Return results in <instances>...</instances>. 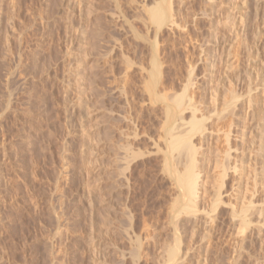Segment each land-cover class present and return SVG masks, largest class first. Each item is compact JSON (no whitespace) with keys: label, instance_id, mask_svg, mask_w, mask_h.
I'll use <instances>...</instances> for the list:
<instances>
[{"label":"rangeland","instance_id":"1","mask_svg":"<svg viewBox=\"0 0 264 264\" xmlns=\"http://www.w3.org/2000/svg\"><path fill=\"white\" fill-rule=\"evenodd\" d=\"M155 2L162 0H0V264H167L178 233L180 264H264V13L256 21L252 12L247 35L252 39L253 28L261 25L260 55L253 62L260 68L262 85L256 88L253 82L250 91L247 83L246 90L232 94L249 66L245 46H254L234 31L223 35L239 17L243 0H168L166 9L174 2L183 24L176 37L168 26L159 30V45L164 46L158 49L155 31L148 33L155 27L150 20ZM259 3L264 7V0ZM254 4L250 2L252 11ZM222 46L228 53L220 62L219 55H212ZM155 58L162 63L161 84L151 91ZM126 59L133 62L132 70ZM191 68L199 88L189 87L187 98L204 102L199 109L210 106L214 76L221 79L216 114L205 115L207 124L218 121L221 129L214 133L215 145L212 141L205 144L210 149L202 148L212 161L222 143L216 136L230 127L234 131L237 111L242 113L237 120L241 130L258 125L263 136L250 146L245 143L241 152L249 167L252 157L261 158V189L255 196L261 201L248 214L250 219L253 215L251 225H245L248 231L239 216L245 207L240 200L246 193L244 180L253 179L248 170L247 179L241 178L244 187L239 190L235 181L233 191L222 196L226 203L217 204L212 185L216 174L208 169L203 202L213 221L200 214V224L191 223L188 216L178 215L174 204L179 193L164 164L170 128L181 112L171 100L185 90ZM248 95L257 102L253 121L242 112ZM226 100L228 108L223 106ZM167 107L173 108L169 120ZM125 146L137 151L130 170L122 165ZM120 169L126 171L128 184ZM251 185L247 195L254 197Z\"/></svg>","mask_w":264,"mask_h":264},{"label":"bare ground","instance_id":"2","mask_svg":"<svg viewBox=\"0 0 264 264\" xmlns=\"http://www.w3.org/2000/svg\"><path fill=\"white\" fill-rule=\"evenodd\" d=\"M153 1H155V0H153ZM167 1L168 0H162V2H160V3H157V2H159V1H157V2H155V3H157V5L154 7L152 4L150 5V6H153L152 8L150 7V6H147V7H150L151 8V10H150V8H149V10L151 11V17H150V20H152V23H154V25H155V27L153 28L154 30L153 31H149V30H151L150 28L148 29V33L149 32H152L153 34H154V31H155V38L152 36V38H154L155 39V43H156V45H157V49L163 44H161V45H159L160 44V40L161 39H159L158 37V35H159V33H158V31L159 30H161L164 26H168V28H169V30H170V32L173 34L172 36H174L175 35V33L177 32V30H179V28H182V26H181V24H183L182 22L183 21H181L180 22V17H179V10L178 11H176L175 10V8L173 9V5H174V2L173 3H171L170 4V7H169V9H166V7H165V3H167ZM171 1V0H170ZM204 1V0H203ZM253 1V3L255 2L256 4H254L255 5V8H254V10L252 11V10H250V9H252L251 8V5H250V2H252ZM261 0H243V2H241V8L242 7H244V8H242V10H241V12L240 11H237V12H240V14H239V17L238 16H236V18H234L231 22V24H230V26H231V29H229V30H226L224 33H223V35L225 36L226 34H230V31H234V33H236V35H237V37L239 38V39H244V40H248L247 38H249L247 35H248V33H250L249 32V30H250V22H251V16H252V12H254L253 13V15H255V18H254V16H253V18L254 19H256V21H257V19H258V21H259V18L258 17H260L263 13H264V7H263V5L261 6V3H259ZM263 1V0H262ZM233 2V1H232ZM149 3V2H148ZM154 3V2H153ZM178 3V2H177ZM182 3V2H181ZM263 3V2H262ZM182 5V4H181ZM180 7V6H179ZM181 8V7H180ZM263 12L262 14H261V12ZM178 12V13H177ZM234 12V11H233ZM181 13V12H180ZM235 13V12H234ZM183 14V13H182ZM261 14V15H260ZM181 15V14H180ZM260 15V16H259ZM235 16V15H234ZM237 17H238V21H236V19H237ZM229 19H232V17H228V20ZM253 19V20H254ZM141 20H143V19H141ZM184 20V19H183ZM197 21V20H196ZM143 22V21H142ZM147 22V21H146ZM186 22V21H185ZM185 22H184V25H185ZM196 23V22H195ZM252 23V22H251ZM142 24V23H141ZM145 24V23H144ZM257 24V23H256ZM147 25V24H146ZM132 26V25H131ZM260 24H257V25H255V28H253L254 29V31L255 32H253V34H252V36L254 37H252V39H251V37L249 38V40H251V42H252V44L251 45H253V43H254V46H251V47H248V46H245V49H246V53L247 54H245L246 55V62H248V65L249 66H247V68H246V72L244 71L245 69H243V71H244V77H242V78H240V77H238V79H236V81L237 80H239V78H240V81L239 82H237V84L236 83H234L235 85H234V90H233V88H232V90L233 91H231V92H233L232 94H237L238 92V90L240 91L241 89H244L245 87V85L247 86L248 84H249V90L250 91H252V90H254V87L252 86V85H250V84H252L253 82H255V87L256 86H261V85H259V83H258V77L260 76V73L259 72H257V71H259L260 70V68H258L257 67V65H255V63L253 62L254 60V58H257V57H259V55H260V45H261V42H262V39H261V34H263V33H261L262 31H261V29H260ZM150 27V26H149ZM252 27H253V25H252ZM148 28V27H147ZM152 28V27H151ZM159 32H161V31H159ZM165 33V32H164ZM163 34V33H162ZM148 35V34H147ZM150 35V34H149ZM166 35V34H165ZM178 35H179V33H178ZM178 35H177V37H178ZM181 35V34H180ZM150 36V37H151ZM158 36V37H157ZM171 36V35H170ZM164 37V36H163ZM162 37V38H163ZM175 37H176V35H175ZM174 37V38H175ZM121 38V37H120ZM147 38V37H146ZM153 39V40H154ZM159 39V40H158ZM171 39V38H170ZM181 39V38H180ZM232 39V38H231ZM121 40H123L122 38L120 39V41ZM165 40V39H164ZM175 40V39H174ZM174 40H173V42H174ZM177 40V39H176ZM232 40H234V37H233V39ZM119 41V42H120ZM162 41V40H161ZM254 41V42H253ZM165 42V41H164ZM245 42V41H244ZM122 44H123V42H121ZM120 43V44H121ZM153 43V42H152ZM151 43V44H152ZM170 43V42H169ZM246 43V42H245ZM248 43V42H247ZM119 44V46H121ZM172 44V43H171ZM171 44H169V45H171ZM174 44H176L175 42H174ZM173 44V45H174ZM154 43H153V47H154ZM167 45V44H166ZM173 45H171V46H173ZM177 45V44H176ZM246 45V44H245ZM162 46H164V45H162ZM178 46V45H177ZM177 46H175V47H177ZM174 47V48H175ZM122 48V46L120 47V49ZM164 48V50L162 49V47H161V50L162 51H167V48H166V50H165V47H163ZM154 49V48H153ZM130 51V50H129ZM229 51V50H228ZM122 52V51H121ZM132 52V51H131ZM225 52H227L226 51V49L222 46V47H216L215 49H214V55H212V58H216V56H218L219 55V57H218V61H220L221 62V60H222V58L224 57L223 55H224V53ZM161 52H159V54H160ZM169 53V52H168ZM228 53V52H227ZM130 54V53H129ZM170 54V53H169ZM161 55V54H160ZM163 55V54H162ZM127 56V55H126ZM227 56H228V54H227ZM165 57V56H164ZM154 58V57H153ZM171 59H172V57H171ZM125 60V59H124ZM127 60V59H126ZM134 60V59H133ZM166 60V59H165ZM128 62H125V63H127L128 65V67H129V69H131L130 67H131V63H133V62H130L129 61V59L127 60ZM159 61L160 60H157L156 58L155 59H153V62H152V65H153V72H152V76H153V80H152V83H150V84H152V85H149V86H152L151 88H150V90L152 91V90H156L157 89V87H158V85L159 84H161L160 83V78H161V72H162V67H161V64L159 63ZM166 61H168V60H166ZM214 61H216V59L214 60ZM219 62V63H220ZM254 63V64H253ZM165 65V64H164ZM169 64H167V66H168ZM217 65V64H216ZM132 66H134V65H132ZM193 66V65H192ZM197 66V65H196ZM195 66V67H196ZM190 67H191V65H190ZM132 70V69H131ZM196 70V69H195ZM129 71V70H128ZM164 71V70H163ZM194 71V70H193ZM255 71H256V73H255ZM194 72H196V71H194ZM194 72H192V68H191V70H190V75H189V80H188V84H186L185 86H184V91H183V93L182 94H180V95H176V96H174V98L171 100L177 107L176 108H178L179 110H180V112H181V114L178 116V118H176V119H178V123H175L174 124V126H173V128H170L171 130V134H170V137H169V145H168V152L167 153H165L166 154V158H165V164H164V166H165V171H167V174L169 175H171L172 176V178H174L175 179V182H173L176 186V189H177V192L176 193H179V199L178 200H175V201H177V202H173L174 204H176L177 203V205L179 206L178 208H179V210H178V215H185V217L186 216H188L187 217V219L191 222V223H195L196 225L197 224H200V221L201 220H203V217H200V214H204L203 216L205 217V219H208L207 221H213V220H215L216 218H215V216L214 217H212L211 215L209 216V212L207 213V211L205 210L206 208L209 210V208L208 207H206L207 205V203L205 204L204 202H203V199H206L205 197L207 196L206 195V193H208L207 192V190H208V187H207V185H209V178H208V169L210 168H212L213 169V171L215 172V178H213V179H215V180H213L212 178V182H215V183H212V185L214 184V186H216L215 188H217V189H215L216 190V192L215 191H213L214 192V194H215V203H217V204H219V203H226V202H223V195L225 196L226 194V197L229 195V189L230 190H232L233 188V183L235 184V181H238L237 183H238V189H239V187H241L240 186V184H241V178H245V175L247 174V172L248 171H250V172H248V173H252L253 175V179H252V182H250V181H248V180H244V185H246L245 186V189L246 190H244V192L246 191V193H242L243 194V198H241L240 197V200L242 201V199H243V205L245 204V207L242 205V210H240L241 212V214L239 215L240 217H241V224L242 225H244V227H243V229H245L246 228V226H249L248 224L250 223V225H251V219H252V216H251V219L249 218V216H248V214L249 213H252V214H254V212H256L257 211V208H256V206H257V204H258V202H257V200L258 201H261V200H259V199H257L256 201H255V196H257L256 195V192L258 193L259 192V190L261 189H259L258 190V186H259V181L261 180V175H260V170H259V165H261L260 164V162L259 161H261V158H259L260 156H258V157H252L253 158V163L251 162L250 163V160L248 161L249 163H250V167L249 166H246V162H244V152L243 153H241L242 152V150L244 149L243 148V145L246 143V144H249V146H250V144L252 145L253 143H255V142H258L257 140H260V139H262V137H260L259 136V126L257 125L256 126V128H252V126H247L246 127V129H240L241 128V122L240 121H237L238 120V118L240 119L241 118V115H242V113H240L239 114V112L237 111V112H235V114L234 113H232V112H234L235 110H237V108H231L232 110L234 109V111H232L231 109V116L233 115L234 116V118L236 119V117H238L237 118V120L236 121H234L235 123H234V131L233 130H230V129H232L231 127H230V129L228 130V131H223V134L220 136H216L217 138V143L219 142V140L223 143V145H222V143H221V145H220V147H218L217 146V148H219L218 150H219V152L217 153V150H216V153L218 154H216V156H215V159H214V161H212V159H211V157H209L207 154H206V152H204L205 150H202V148H203V145L206 147L207 145H205V144H210L213 140H214V133H215V131H219V132H221V129L218 127L219 125H218V121H217V123H213L212 121V123H208L207 124V120L208 119H206V114H208V116L210 115V114H216L215 112L217 111L216 110V108L218 107V98H217V95H218V91L220 90L219 89V82H221V79H220V77H217V76H214L215 78H214V82L215 81H217L216 82V87L214 88L213 87V89H212V92H210L208 95H209V99L208 100H210V102H209V105L211 106V108L209 109L208 107H210V106H208V107H204V106H202L203 108H201V109H203V110H201V109H199V104L201 105V104H203V103H201L200 101L197 103V102H195L194 101V99H196V97L195 98H193V95L191 94L192 93V91L194 90V89H197V88H199V87H197V82L195 81V74H194ZM149 74H150V71H149ZM164 74H165V72H164ZM163 74V75H164ZM130 75V74H129ZM246 75V76H245ZM150 76H151V74H150ZM241 76H242V74H241ZM163 78V77H162ZM260 78V77H259ZM152 79V78H151ZM162 80H164V79H162ZM166 80V79H165ZM164 80V81H165ZM196 80H197V78H196ZM248 80V81H247ZM255 80V81H254ZM260 80V79H259ZM235 81V82H236ZM261 81V80H260ZM259 81V82H260ZM148 82V81H147ZM162 82V81H161ZM166 82V81H165ZM248 83V84H247ZM148 84V83H147ZM166 84V83H165ZM164 84V85H165ZM172 84V83H171ZM146 85V84H145ZM252 86V87H251ZM173 87V86H172ZM189 87H192V91H191V98H187V93H188V88ZM201 87V86H200ZM244 87V88H243ZM159 88H160V86H159ZM253 88V89H252ZM256 88H258V87H256ZM164 89V88H163ZM190 89V88H189ZM227 89H229V88H227ZM146 90H147V88H146ZM160 90H162V89H160ZM198 90V89H197ZM229 90H231V88L229 89ZM229 90H227L228 92H229ZM245 90H246V88H245ZM148 91H149V89H148ZM147 91V92H148ZM165 91V90H164ZM163 91V92H164ZM242 91V90H241ZM247 91H248V89H247ZM249 91V92H250ZM199 92V91H198ZM244 92V91H243ZM243 92H241V94L243 93ZM149 93V92H148ZM152 93V92H151ZM156 93V92H155ZM158 93H159V90H158ZM160 93H161V91H160ZM195 93V92H194ZM193 93V94H194ZM240 93V92H239ZM166 94V93H165ZM164 93H161V95H159V96H161V98L163 99V100H166V98L167 97H165L166 95H165ZM231 94V95H232ZM249 94V93H248ZM252 93H250L249 95H251ZM149 95V98H150V94H148ZM153 95V94H152ZM156 95V94H155ZM165 95V96H164ZM248 95V96H249ZM195 96V95H194ZM234 96L235 95H233V98H234ZM237 96V98H238V95H236ZM219 97V96H218ZM126 98V97H125ZM249 98H251V96H249ZM248 98V101L246 102V104L245 105H247V110L249 109V110H252V114L251 113H248V111L246 110V112L245 111H243V110H245V109H242V112H243V115H244V113H245V115L247 116L248 114L250 115L248 118H250V120L251 121H253L254 119H255V113L254 112H256L255 111V106L253 105L254 104V101H255V99H254V97L252 96V98L251 99H249ZM236 99V98H235ZM239 99V98H238ZM144 100V99H143ZM168 100V99H167ZM201 100H202V98H201ZM228 100V99H227ZM226 100V101H227ZM229 101V100H228ZM228 101L225 103L224 102V104H223V106H224V108H228ZM234 101V100H233ZM236 101H237V99H236ZM232 102V101H231ZM256 102V101H255ZM233 103H235V105H236V102H233ZM257 103V102H256ZM230 104V103H229ZM257 105V104H256ZM160 106H162V105H160ZM222 106V107H223ZM230 106V105H229ZM232 106V105H231ZM234 106V105H233ZM232 106V107H233ZM239 106V105H238ZM237 106V107H238ZM241 106V105H240ZM142 107V106H141ZM165 107V106H164ZM220 107V106H219ZM242 107H243V105H242ZM133 108V107H132ZM146 108V107H145ZM163 108V107H162ZM161 108V109H162ZM206 108H208V110H206ZM244 108V107H243ZM246 108V107H245ZM165 109V108H164ZM173 109V108H172ZM171 109V107L170 108H168L167 107V109H166V115H167V117H168V120H169V118H171L172 117V115H173V110ZM184 109H186L185 111L186 112H190V115L189 116H191V118L189 119V120H187V116H186V112L185 111H183ZM239 110V109H238ZM205 111V112H204ZM219 111V110H218ZM227 111H229V109L227 110ZM164 112V111H163ZM213 112V113H212ZM199 113H200V116H199ZM218 113V112H217ZM165 115V116H166ZM223 115V112H222V114L220 115V116H222ZM225 115H227V114H225ZM229 115V114H228ZM227 115V116H228ZM219 116V118H216V119H219L220 120V122H221V118L222 117H220ZM226 116V117H227ZM231 116L229 115V119H230V122H233V120H231ZM236 116V117H235ZM240 116V117H239ZM177 117V116H176ZM226 117H224L223 118V121H224V119L226 118ZM213 118V117H212ZM211 118V119H212ZM248 118H245V119H248ZM164 119H166V118H164ZM216 119H215V121H216ZM227 119V118H226ZM128 121H130V122H132V118H128L127 119ZM242 120V119H241ZM214 121V120H213ZM214 121V122H215ZM225 121H227V120H225ZM245 121V120H244ZM247 121V120H246ZM229 122V121H228ZM229 122V123H230ZM164 124H165V122H164ZM232 124V127H233V123H230V125ZM214 126H217L218 127V129L216 130L215 128L216 127H214ZM137 127L138 126H136V124H134V128L136 129L135 130V134H134V138H136L137 136H138V133H137ZM242 128H243V126H242ZM216 134V133H215ZM217 134H219V133H217ZM126 135V134H125ZM197 135V136H196ZM246 137H248V139H246ZM171 138V139H170ZM238 138H241V139H239V140H243V141H240L241 142V144L240 145H238V141H236V139H238ZM245 138V139H244ZM260 138V139H259ZM216 141V140H215ZM215 141H213V143H212V145H215ZM216 143V144H217ZM243 143V144H242ZM220 144V143H219ZM202 145V146H201ZM218 145V144H217ZM128 146H130V143H128ZM132 146V145H131ZM198 146H200V147H198ZM209 146V145H208ZM207 146V147H208ZM238 146H239V148H238ZM248 146V145H247ZM248 146V147H249ZM125 148H126V152H127V154H125L126 155V157L124 158V160L122 161V165H125L124 166V168H125V170H130L129 168H132L133 166H131L130 167V165H131V162L133 161V159L134 158H136L137 156H135L134 157V153L135 152H137V151H134V153H133V151H131L130 152V150H128L127 151V147L125 146ZM209 148V147H208ZM130 149V148H129ZM160 149V148H159ZM210 149V148H209ZM247 149V148H246ZM132 150V149H131ZM133 150H135V148L133 147ZM140 151V150H139ZM158 151V150H157ZM162 151V150H161ZM125 152V153H126ZM141 152V151H140ZM163 153V152H162ZM207 153H208V151H207ZM136 154H140V153H136ZM212 154V153H211ZM244 155V156H243ZM138 157H140V155L138 156ZM122 158V157H121ZM120 158V159H121ZM164 160V159H163ZM252 160V159H251ZM247 161V160H246ZM124 163V164H123ZM248 163V164H249ZM247 164V165H248ZM123 167V166H122ZM246 167H249V168H246ZM164 168V167H163ZM209 169V170H210ZM121 170V172L122 173H120V175L123 177V179H121V180H124V179H126V183L128 182H130V181H128L129 180V177L127 178L125 175H127V174H125L126 173V171L123 169H120ZM132 170V169H131ZM248 170V171H247ZM127 172H130V171H127ZM211 172V171H210ZM210 172H209V174H210ZM214 172H212V173H214ZM262 172V171H261ZM166 174V173H165ZM250 174H247V175H250ZM251 176V177H252ZM210 177V176H209ZM249 177V176H248ZM211 179H210V181H211ZM245 179H247V178H245ZM127 183V184H128ZM172 183V182H171ZM208 183V184H207ZM236 183V184H237ZM251 183H252V185H251ZM216 184V185H215ZM253 186V190H251V191H253L252 193H254L253 195H254V197H251L250 195L248 196L247 195V191H248V187L249 186ZM214 186H213V188H214ZM212 187V186H211ZM242 187H244V186H242ZM241 187V188H242ZM232 188V189H231ZM240 188V189H241ZM175 189V188H174ZM211 189V188H210ZM239 189V190H240ZM252 189V188H251ZM243 190V189H242ZM233 191V190H232ZM238 191V190H237ZM250 191V190H249ZM235 193V192H234ZM237 193H239V192H237ZM249 193V192H248ZM232 194V193H231ZM213 195V194H212ZM234 195V194H233ZM252 195V194H251ZM252 195V196H253ZM121 196V195H120ZM226 197L224 198V199H226ZM259 197V196H258ZM178 198V197H177ZM210 198V197H209ZM214 198V197H213ZM231 199V198H230ZM227 200V199H226ZM225 200V201H226ZM207 201H209V200H207ZM211 202H212V200H210ZM209 201V202H210ZM228 201V200H227ZM230 202V201H229ZM231 203V202H230ZM229 203V204H230ZM173 204V205H174ZM214 204V203H213ZM232 204V203H231ZM230 204V205H231ZM212 205V204H211ZM215 205V204H214ZM213 205V206H214ZM175 206V205H174ZM176 207V206H175ZM206 207V208H205ZM215 207H218V205L217 206H215ZM213 208V207H212ZM264 209V208H263ZM263 209H261V212H262V210ZM217 210V209H216ZM251 210H253L254 212H251ZM259 211H260V209H258ZM231 211V210H230ZM236 211V210H235ZM260 212V213H261ZM233 213V212H232ZM237 213V212H236ZM239 213V212H238ZM205 214H207V215H205ZM256 214H258L259 215V213L257 212ZM237 215V214H236ZM242 215V216H241ZM261 216V215H260ZM177 217V216H176ZM182 217V216H181ZM181 217L179 218V216H178V218L179 219H181ZM189 217H192V220L191 219H189ZM199 218V219H198ZM215 218V219H214ZM259 218V217H258ZM177 219V218H176ZM178 219V222L180 221ZM197 219H198V222H197ZM255 219H256V217H255ZM187 220V221H188ZM174 222H175V220H174ZM176 222H177V220H176ZM185 222H186V219H185ZM197 222V223H196ZM203 222V221H202ZM181 223V222H180ZM189 223V222H188ZM190 223V224H191ZM205 223V222H204ZM177 224V223H176ZM195 224H194V226H195ZM182 225V224H181ZM184 225V224H183ZM203 224L201 223V226H202ZM240 225V224H239ZM246 225V226H245ZM257 225V224H256ZM176 226V225H175ZM241 226V225H240ZM239 226V232H240V229H242V226L240 227ZM258 226V225H257ZM193 227V226H192ZM175 228H177V230H178V228H179V226L178 227H175ZM253 228V227H252ZM181 229V228H180ZM247 230L246 231H248L249 229L248 228H246ZM259 229V227L257 228V230ZM256 229L254 228V230L252 229V231H255ZM244 238H245V236H243ZM244 241V240H243ZM175 245H174V247L171 249V248H169V249H171V250H169V253H168V258H167V261H166V263L167 264H180V262L178 263L177 262V257H178V255L180 254V249H181V244H180V234L178 233V234H176V239H175ZM183 251V250H182ZM180 256V255H179ZM180 259V258H179ZM164 261V260H163ZM164 263V262H163ZM162 263V264H163ZM183 263V262H182Z\"/></svg>","mask_w":264,"mask_h":264}]
</instances>
